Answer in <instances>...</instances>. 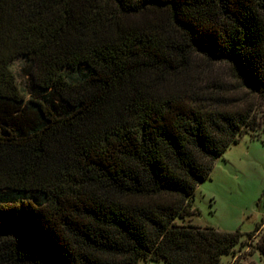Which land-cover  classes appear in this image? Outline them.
I'll use <instances>...</instances> for the list:
<instances>
[{
  "label": "trees",
  "instance_id": "obj_1",
  "mask_svg": "<svg viewBox=\"0 0 264 264\" xmlns=\"http://www.w3.org/2000/svg\"><path fill=\"white\" fill-rule=\"evenodd\" d=\"M263 106L264 0H0V264H264L176 221Z\"/></svg>",
  "mask_w": 264,
  "mask_h": 264
},
{
  "label": "rangeland",
  "instance_id": "obj_2",
  "mask_svg": "<svg viewBox=\"0 0 264 264\" xmlns=\"http://www.w3.org/2000/svg\"><path fill=\"white\" fill-rule=\"evenodd\" d=\"M221 76L230 82L225 65L216 66ZM30 65L23 57L10 62L19 90L29 95ZM264 118V106L259 110ZM194 212L178 218V223L212 227L222 232L238 231L242 239L264 221V132L239 135L212 165L209 176L198 182L192 197ZM256 239L250 241L254 244ZM262 264L258 253L249 247L235 249L233 257L223 258V264ZM137 264H164L162 261L139 260Z\"/></svg>",
  "mask_w": 264,
  "mask_h": 264
}]
</instances>
